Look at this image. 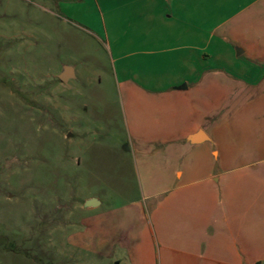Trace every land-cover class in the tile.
I'll return each mask as SVG.
<instances>
[{"label":"crops","instance_id":"obj_1","mask_svg":"<svg viewBox=\"0 0 264 264\" xmlns=\"http://www.w3.org/2000/svg\"><path fill=\"white\" fill-rule=\"evenodd\" d=\"M62 1L114 51L131 138L163 162L148 211L135 206L160 264H261L262 0H243L241 16L228 8L225 22L214 20L217 0ZM133 227L118 240L130 241Z\"/></svg>","mask_w":264,"mask_h":264},{"label":"rangeland","instance_id":"obj_2","mask_svg":"<svg viewBox=\"0 0 264 264\" xmlns=\"http://www.w3.org/2000/svg\"><path fill=\"white\" fill-rule=\"evenodd\" d=\"M242 1L217 0L214 20ZM62 3L0 0V264H160L135 206L148 211L163 162L131 138L114 51Z\"/></svg>","mask_w":264,"mask_h":264},{"label":"water","instance_id":"obj_3","mask_svg":"<svg viewBox=\"0 0 264 264\" xmlns=\"http://www.w3.org/2000/svg\"><path fill=\"white\" fill-rule=\"evenodd\" d=\"M57 78L62 82H67L72 78H75V70L72 65H64L61 71L58 73ZM99 200L95 197H90L85 201V207H92L98 204Z\"/></svg>","mask_w":264,"mask_h":264}]
</instances>
